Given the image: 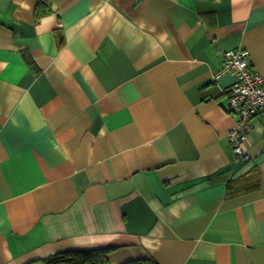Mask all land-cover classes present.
<instances>
[{"label": "crops", "instance_id": "1", "mask_svg": "<svg viewBox=\"0 0 264 264\" xmlns=\"http://www.w3.org/2000/svg\"><path fill=\"white\" fill-rule=\"evenodd\" d=\"M38 2L0 0V264H264V116L237 162L214 78L264 76V0Z\"/></svg>", "mask_w": 264, "mask_h": 264}, {"label": "built area", "instance_id": "2", "mask_svg": "<svg viewBox=\"0 0 264 264\" xmlns=\"http://www.w3.org/2000/svg\"><path fill=\"white\" fill-rule=\"evenodd\" d=\"M235 77L227 96L226 107L237 116L236 125L230 130L229 140L237 162L248 161L250 155L245 143L253 127V118L264 116V76L251 67L248 52L243 49L225 50L223 66L215 74Z\"/></svg>", "mask_w": 264, "mask_h": 264}, {"label": "trees", "instance_id": "3", "mask_svg": "<svg viewBox=\"0 0 264 264\" xmlns=\"http://www.w3.org/2000/svg\"><path fill=\"white\" fill-rule=\"evenodd\" d=\"M49 3L50 0H39L38 11L43 14L50 13ZM111 250V247L69 249L46 258L45 264H107ZM122 264H157V262L152 258H141L130 259Z\"/></svg>", "mask_w": 264, "mask_h": 264}]
</instances>
